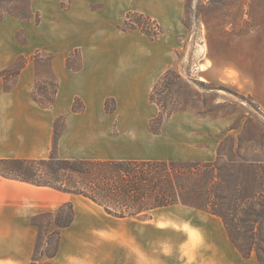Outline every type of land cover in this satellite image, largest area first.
<instances>
[{
    "label": "rangeland",
    "instance_id": "1",
    "mask_svg": "<svg viewBox=\"0 0 264 264\" xmlns=\"http://www.w3.org/2000/svg\"><path fill=\"white\" fill-rule=\"evenodd\" d=\"M0 61H15L16 67L30 61L43 78L48 76L45 61H70L75 72L90 64L85 99L91 113L78 122L83 127L57 156L214 163L217 195H211L209 205L221 214L239 213L229 221L227 234L239 232L246 242L249 223L244 221H264L242 212L251 205L260 210L255 195L264 191V0H0ZM3 71L0 95L15 83L10 75L4 80ZM166 75L169 79L161 81ZM37 95L46 101L51 90L39 89ZM84 104L77 99L75 112H83ZM60 118L55 121L59 138L66 127ZM202 181L211 189L208 178ZM180 209L193 227L189 222L167 226L169 234L195 233L202 245L203 228L216 234L220 219L188 206L157 212L154 223L167 211L176 217ZM36 221L43 232L38 230L35 248L45 261L47 233L56 227L49 228L46 218ZM146 221L129 222L126 256L137 250L135 235L160 234L149 227L156 224ZM111 223L106 230L112 234L117 226ZM111 241V248L100 250H95L96 240L83 245L91 255H122L118 239ZM180 244L171 238L163 246L168 251L159 247L157 254L176 259ZM146 251L143 242V256ZM182 256L193 259L203 253Z\"/></svg>",
    "mask_w": 264,
    "mask_h": 264
},
{
    "label": "crops",
    "instance_id": "2",
    "mask_svg": "<svg viewBox=\"0 0 264 264\" xmlns=\"http://www.w3.org/2000/svg\"><path fill=\"white\" fill-rule=\"evenodd\" d=\"M0 62L2 63L0 70L3 71L11 67L15 61ZM51 68L59 82L57 99L51 109H42L33 100L32 93L36 86V74L30 61L21 70L12 90L0 95V159L49 158L53 153L55 121L60 116L65 117L66 122L65 131L59 139L58 145L59 152L63 153L64 145L75 138L79 127H83L78 122L84 120L91 113L90 106L85 99V87L88 86L87 82L85 83V78L91 74L90 64L85 63L80 71L75 72L69 67L67 61H51ZM97 88L100 91V85ZM77 99H81L85 103V109L81 113L74 111ZM64 159L70 158L65 157ZM86 202L97 207L104 217L95 213L94 209H91ZM69 203L73 205L75 211L74 221L70 227L62 230L59 253L49 260L50 264L51 262L53 264L54 262L55 264H238V262L256 264L254 255L244 258L238 252L227 234L223 220L218 216L210 214L220 219L221 223H217L215 228L217 231L214 235L206 234L203 228L204 233L200 235L204 240L203 245L202 240L197 235L195 236V233L171 235L167 232L169 230L167 226L179 228L184 222H189V225L192 226L193 222H190L192 220L187 221L181 217L183 209L176 213V217H173L175 219L169 217L168 215H172V213L167 211L168 215L162 216L164 219H160V222L157 221L159 222L157 224L154 223L157 212L175 210L178 206L185 208L183 205L154 210L151 213L152 218L146 222L156 224L149 227L153 228L156 233L159 230L160 234L144 238L135 235L133 242L137 250L132 257L126 256V244L123 242H125L127 231L129 232V229L132 228L129 222L139 221L138 219L115 218L108 215L101 206L82 196L38 187L2 176H0V264H32L38 237V229L32 224V219L45 213H56L61 206ZM201 212L209 214L205 211ZM109 222L117 226L112 234L106 230L109 227ZM199 225L202 227V223ZM115 237L118 239V247L122 251V255L115 257L111 254H102L101 256L86 253L83 242H88L90 245L96 240L98 245L95 250H100V247L111 248V239ZM195 237H198L197 241ZM171 238H177L182 243L178 251L181 256L176 259L157 254L159 247L161 252H166L167 247H163L164 243H167ZM143 242L144 247L148 250L145 256L141 252ZM195 242L198 244L194 245ZM101 243L103 244L100 245ZM190 244L193 245L191 251H199V253H203V256L193 259L182 256L186 252H191ZM74 246L79 248L73 249ZM206 253L210 254L205 256Z\"/></svg>",
    "mask_w": 264,
    "mask_h": 264
},
{
    "label": "trees",
    "instance_id": "3",
    "mask_svg": "<svg viewBox=\"0 0 264 264\" xmlns=\"http://www.w3.org/2000/svg\"><path fill=\"white\" fill-rule=\"evenodd\" d=\"M28 62L22 61L19 67H16L15 63L4 70L3 79L5 80L9 75L15 77V85L21 70ZM44 65L48 76L43 78L37 72L32 97L42 109H51L58 94L59 82L53 74L51 61H45ZM168 79L166 75L161 81ZM39 83L44 87H39ZM13 87L7 90L10 91ZM39 89L42 93L51 90V95L46 101L38 97ZM166 116H171V113ZM60 120L64 121L65 118ZM55 134L53 153L49 158L0 159V176L82 196L101 206L108 215L120 219L148 220L152 218L151 213L156 209L183 205L220 217L228 230L229 221L234 222L239 216L237 209H230L229 213L221 214L209 205L212 202L211 195L214 197L217 195L214 185L218 171L215 170L214 163L151 159H64L56 155L60 138ZM202 178H208V186L211 189L203 186V181L200 182ZM191 180H194L195 185L189 187L187 183ZM255 198L259 201L261 209L251 205L248 209H243V215L248 213L250 216L264 219V191L256 194ZM74 217L75 211L70 203L61 206L56 213H45L35 217L36 220L48 219V227L54 225L56 229L47 233L46 247L41 254L45 261L38 258L39 249L36 246L32 264H49V260L58 255L61 232L72 225ZM36 220L32 224L43 232V226ZM244 223H249L246 230V234L250 235L248 240L241 241L240 233L236 231L229 232V238L244 258L254 255L257 264H264V221L254 219Z\"/></svg>",
    "mask_w": 264,
    "mask_h": 264
}]
</instances>
